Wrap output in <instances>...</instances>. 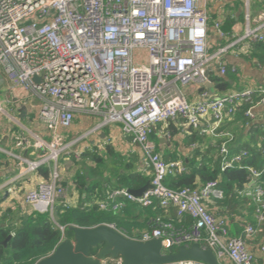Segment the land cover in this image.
Here are the masks:
<instances>
[{
    "label": "built area",
    "instance_id": "built-area-1",
    "mask_svg": "<svg viewBox=\"0 0 264 264\" xmlns=\"http://www.w3.org/2000/svg\"><path fill=\"white\" fill-rule=\"evenodd\" d=\"M250 1L243 0L246 10ZM206 3L207 0H0V69L40 100L39 118L49 133L47 141L34 136L32 147L41 152L37 159L18 157L22 175L34 173L42 165L51 168L48 180L24 192L25 206L50 214L58 200L72 206L74 202L67 196L69 189L57 172L58 159L78 142L89 138L94 142L92 138L101 137L104 128L118 125L122 135L138 146L142 165L151 167L150 188L140 196L126 188L113 189L109 198L114 201L119 197L120 201H99V208L111 206L117 210L124 201L141 207L155 202L160 207L174 206L176 217L181 220L188 216L192 224L175 227L169 220L157 218L151 232L140 240L158 238L165 249L198 243L210 249L219 264L223 260L255 264L256 254L246 241L230 236L227 220L214 216L205 205V201L223 194L216 181L193 189L166 187L165 177L183 172L184 163L164 160L149 138L156 125L173 122L181 128L221 138V169L246 154L244 150L230 154L228 145L234 141V134L220 127L242 102L260 95L244 111L254 121L255 107L264 103V88H227L218 92L206 73L211 68L209 63L216 61L219 74L224 76L228 67L223 55L236 44L241 42L238 51H246L250 41L264 44V10L254 19L253 27L247 12L243 35L209 53ZM220 26L221 22L216 21L212 29L217 37L225 39ZM136 51L146 54L136 60ZM230 69L235 71L234 67ZM193 83L199 85L198 99L190 102L184 89ZM207 83L213 87L212 93ZM201 87L203 91H199ZM76 115L95 116L98 120L81 136L67 140L64 132L71 129ZM106 141L111 139L105 137L103 143ZM17 144H22L20 138ZM248 170L250 181L241 194L250 196L259 206L256 218L261 221L264 166L261 171L252 167ZM243 232L246 239L253 236L250 222ZM258 249L264 253V244ZM103 264H122V260L108 259ZM174 264L207 263L183 260Z\"/></svg>",
    "mask_w": 264,
    "mask_h": 264
},
{
    "label": "trees",
    "instance_id": "trees-1",
    "mask_svg": "<svg viewBox=\"0 0 264 264\" xmlns=\"http://www.w3.org/2000/svg\"><path fill=\"white\" fill-rule=\"evenodd\" d=\"M232 24L233 19L229 17L221 22L220 28L228 39H232ZM224 42L225 40L222 43ZM249 46L253 48L252 57L259 63H264V44L250 41L248 48ZM230 68L228 67L225 76L231 77ZM228 77L227 79L214 77L211 81L214 82L215 90L226 91L229 87L228 79L230 78ZM203 90L204 87L199 88V91ZM259 99L260 95H255L253 99L242 102L234 115L228 116L224 120L236 122L243 129L249 130V140L235 145L233 141L228 145L230 154L244 150L245 155L221 169V155L218 146L222 139L216 138L215 141L208 143L207 147L202 149L195 142L198 141L201 144L204 134L197 129H190L188 135L189 143H191V145L189 144L190 150L188 157L183 161L185 170L178 174L167 175L163 182L166 187L176 190L199 188L209 181H216L217 187L222 190L223 194L221 198H211V202L216 207L215 211L210 207V203L205 201L207 209L214 216L227 220L230 236L241 237L246 243L252 240L257 246L264 244L261 243L264 242V209H261L263 220L258 221L256 216L259 206L250 196L241 194V191L248 187L247 184L250 181L248 168L252 167L256 171H261L264 166L262 155L264 125L255 123L244 115V111ZM220 129L233 133L222 126ZM165 130L172 137L182 129L177 124L168 122ZM153 133L154 130L151 134ZM192 145L193 148H191ZM74 162L76 169L70 177L72 187L70 191L75 190L78 193V199L72 206H66L64 200H58L52 214L40 213L30 208L24 212L25 208L19 203L15 207L3 206L2 203L7 197H4V194L0 192V264H35L39 259L49 255L62 240L72 239L73 234L69 230V226L72 225L93 227L106 224L113 226L129 238L141 239L144 234L151 232L157 218L169 220L175 227H187L192 224L193 220L188 216L179 220L176 217L174 206L160 207L157 202L149 207H141L124 201L123 206L117 210L111 206L104 209L99 208L97 204L99 201H112L108 195L113 189L137 190L150 181L152 169L145 165H142V168L138 167L141 162L138 150L133 153H121L110 144H106L101 153L94 143L89 145V148L82 150L78 157H75ZM49 171L48 165H42L34 173L42 180H48ZM261 179L264 182V172ZM13 186V188L18 187L15 183ZM21 193H23V189ZM118 201H120L119 197L112 202ZM248 222L251 223L254 234L251 238L246 239L243 231ZM9 235L11 237L4 245L3 242ZM101 247L102 245L93 247L90 250V255H96ZM177 248V245H173L165 251L173 253Z\"/></svg>",
    "mask_w": 264,
    "mask_h": 264
},
{
    "label": "crops",
    "instance_id": "crops-1",
    "mask_svg": "<svg viewBox=\"0 0 264 264\" xmlns=\"http://www.w3.org/2000/svg\"><path fill=\"white\" fill-rule=\"evenodd\" d=\"M206 9L209 16L210 46L208 51L212 53L218 47L228 44L233 41L234 38L243 35L247 26L245 19L247 12L251 19L249 25L251 27L255 26L254 19L264 10V0H251L248 10H246L243 0H207ZM228 17L233 19V24L231 26L232 39H220L215 35L212 29V23L216 21L224 22ZM223 40H225L224 43H222ZM240 43L236 44L223 55V60L227 67L235 68V71L230 74L231 77L227 75L221 76L218 71V63L216 61H211L209 63L211 68L209 69L208 78L212 80L214 77H223L226 79L228 77L230 78L228 79V88L234 90L249 87L264 88V63H259L252 57L253 45L251 47L249 46L246 52L238 51L237 48L240 47ZM198 87L199 85L197 83L185 87L184 90L190 102H194L198 99ZM0 105L2 107L0 111V186L7 184L0 190L4 191V197H7L2 205L15 207V205L19 203L25 208L23 211L27 212L29 207L23 204L24 192L33 188L36 183L42 179L33 172L24 175L20 174L21 166L19 165L18 157L37 159L41 155V152L32 147L34 136H40L47 141L49 139V133L46 126L39 118L41 107L40 100L31 95L25 86L8 79L2 69H0ZM254 115L256 117L254 122L264 125V103L255 107ZM96 122L97 121L94 122L93 117L76 115L73 126L65 133V136L71 133H78L79 136H81ZM166 125L167 124L156 125L154 133L150 136V140L155 144L156 150L165 160H186L191 145L188 137L190 129L181 128L182 130H178L171 137L166 135ZM221 126L226 130L233 131L235 135L234 145L249 140V130L247 128L243 129L238 123L226 120ZM108 128L109 127H107V129ZM113 136L114 134L111 136L109 132L108 135L99 138L100 141H104L105 137L113 139ZM122 136L123 135H121V137ZM121 137L119 140L120 146L122 147L117 150L121 151V153H133L138 150V146L132 143L130 138L129 142L124 143L121 141ZM19 138L22 142L21 145L17 144ZM215 139L216 138L209 135H203V142L200 144V142L195 140V143L196 145L198 143L199 147L203 149L207 147L208 143L215 141ZM89 143L94 144L95 141L93 142L91 140ZM138 167L142 168V161L138 164ZM72 174L73 173L65 174V171L60 170L62 181L69 189L67 196L69 200L75 202L78 199V193L75 190L70 191V188L72 189L70 184V177ZM11 181H13L12 184H10ZM14 183L18 186L17 188H13ZM22 189L23 193H21ZM211 201L208 200V203H210L212 210L215 211L216 207ZM247 244L250 250L256 254L255 264H264V253L259 251L257 244L252 240L248 241ZM220 264H230V261L223 260Z\"/></svg>",
    "mask_w": 264,
    "mask_h": 264
},
{
    "label": "water",
    "instance_id": "water-1",
    "mask_svg": "<svg viewBox=\"0 0 264 264\" xmlns=\"http://www.w3.org/2000/svg\"><path fill=\"white\" fill-rule=\"evenodd\" d=\"M208 71L206 77H208ZM38 81V77H33ZM210 93L213 87L206 84ZM105 134L102 133L101 137ZM150 188V182L137 190L128 192L140 196ZM72 239L62 240L54 250L39 259L35 264H103L105 260L120 258L122 264H174L183 260L202 261L207 264H219L214 253L198 243L180 245L173 253L165 251V247L158 238L150 240L133 239L125 236L113 226L100 224L93 227L69 226ZM11 235L3 242L5 245ZM102 245L96 255L91 256L93 247Z\"/></svg>",
    "mask_w": 264,
    "mask_h": 264
},
{
    "label": "rangeland",
    "instance_id": "rangeland-1",
    "mask_svg": "<svg viewBox=\"0 0 264 264\" xmlns=\"http://www.w3.org/2000/svg\"><path fill=\"white\" fill-rule=\"evenodd\" d=\"M146 54V52L143 51H136L135 52V59H139L141 57H144ZM94 118V122L97 121V117L93 116ZM110 132V135L112 136V134H114L113 139H111V141H106L107 143H103V141H100L99 137H95L92 138L95 140L97 149L99 152H103V149L105 147L106 144H110L111 146H113L115 149H121L122 146H120V140L119 138L121 137L122 133L119 129L118 125H110L109 128H104L103 129V133L105 135H108ZM66 133V131L64 132ZM75 137H79L78 133H71V134H66V138L67 140H71ZM99 138V139H98ZM89 141H91V138L88 139ZM129 138L128 137H121V141H123L124 143L129 142ZM86 141V142H85ZM89 141L87 140H82L80 142H78L77 144H75L70 150L69 153H65L64 155L60 156V158L58 159L57 165V172L60 173V170L65 171V174L68 173H72L75 169H76V164L74 162L75 157H78V155L80 154V152L86 148H89V145H91L89 143Z\"/></svg>",
    "mask_w": 264,
    "mask_h": 264
}]
</instances>
